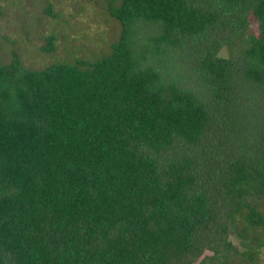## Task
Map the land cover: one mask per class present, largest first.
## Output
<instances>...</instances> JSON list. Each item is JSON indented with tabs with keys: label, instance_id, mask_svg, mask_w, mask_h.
<instances>
[{
	"label": "trees",
	"instance_id": "16d2710c",
	"mask_svg": "<svg viewBox=\"0 0 264 264\" xmlns=\"http://www.w3.org/2000/svg\"><path fill=\"white\" fill-rule=\"evenodd\" d=\"M104 11L108 56L0 60V264H257L264 0Z\"/></svg>",
	"mask_w": 264,
	"mask_h": 264
},
{
	"label": "rangeland",
	"instance_id": "374dc122",
	"mask_svg": "<svg viewBox=\"0 0 264 264\" xmlns=\"http://www.w3.org/2000/svg\"><path fill=\"white\" fill-rule=\"evenodd\" d=\"M105 0H0V60L11 63L17 53L25 68L44 70L55 63L93 62L111 53L110 45L119 39L121 27L105 14ZM51 5L58 17L46 16ZM256 31V26L251 25ZM54 35L55 50L43 52L48 36ZM264 213V201L250 199ZM236 250L242 251L231 234ZM208 254V253H206ZM210 255V254H208ZM257 264H264V246Z\"/></svg>",
	"mask_w": 264,
	"mask_h": 264
}]
</instances>
